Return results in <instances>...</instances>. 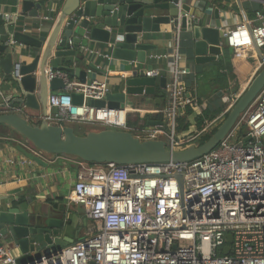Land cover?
<instances>
[{
	"label": "built area",
	"instance_id": "obj_1",
	"mask_svg": "<svg viewBox=\"0 0 264 264\" xmlns=\"http://www.w3.org/2000/svg\"><path fill=\"white\" fill-rule=\"evenodd\" d=\"M256 20L255 25L244 21L228 29L225 44L235 59H252L260 71L264 67V12H256ZM172 24V51L148 57L150 62L165 61L170 75L166 104L153 111L162 115L161 125L130 128L128 108L88 104L112 92L108 82L83 84L57 68L47 70V80L60 79L65 88L49 94L48 113L43 119L57 126L80 124L130 132L142 141L166 138L172 150L197 144L198 136L231 110L242 93L221 92L218 97L226 106L222 116L207 123L202 132L181 137L180 117L188 107L198 109L200 102L189 93L186 83L189 70L180 51L181 18ZM10 44L16 43L11 40ZM69 45L73 47V42ZM89 52L106 62L113 60L110 52ZM21 62L13 68L16 80L22 78ZM162 70L153 68L146 76L159 78ZM126 74L122 71L121 77ZM2 84L0 78L4 112L24 113L12 104L14 96L8 97ZM74 95L82 96L81 104H74ZM32 152L44 157L42 152ZM74 160L79 169L68 201L85 208L95 231L32 264H264V90L218 148L195 161L120 166ZM180 173L183 189L177 178ZM229 235L233 236L232 244L228 243ZM228 246L231 250L224 255ZM16 260L15 250L0 244V264H17Z\"/></svg>",
	"mask_w": 264,
	"mask_h": 264
},
{
	"label": "water",
	"instance_id": "obj_2",
	"mask_svg": "<svg viewBox=\"0 0 264 264\" xmlns=\"http://www.w3.org/2000/svg\"><path fill=\"white\" fill-rule=\"evenodd\" d=\"M33 8L35 9L32 10ZM39 10L41 5L36 6L31 0H25L21 15L37 18ZM213 15L214 22L210 20L208 12H200L188 0H66L49 39L47 36L38 38L28 34L24 21L19 20L17 25L16 20L13 25L6 26L7 34L25 49L18 54L16 47H10L0 39V77L10 79L14 101L25 112H0V125L10 127L31 149L42 152L44 156L62 155L88 164L124 166L187 163L211 153L226 139L264 90V67L247 85L233 108L226 113L227 117L216 133L202 145L194 144L184 149L172 150L163 140L142 141L130 132L100 128L80 136L72 125H52L43 118L48 113L49 94L65 88L60 79L50 82L47 80L46 69L53 57L76 55V50L81 48L84 39L107 46L113 61L123 65L127 74L120 77V84L115 92L109 93L101 101L90 100L88 104L111 109H133L134 98L145 96L151 100L157 95L158 85L166 90L168 82L165 77L146 76L147 71L153 70V65L148 60L149 53L155 50V46L148 42L149 35L161 32L163 25H171L173 20L180 17L184 42L192 50L196 63H212L222 57L226 50V34L222 29L220 10L216 9ZM70 41L73 42V48L69 45ZM46 42L42 58L38 54L30 63L19 58L18 61H22V78L14 79L12 73L16 57L31 56L35 51H40ZM257 51L260 55V50ZM135 63L142 68L132 66ZM145 65L146 68H143ZM58 69L83 84H90L93 76L105 73L95 65H90L87 69ZM73 102L81 104L82 96L74 95ZM28 112L39 114L42 119L31 120ZM36 115H33L34 118H37ZM152 125H161V122H152ZM20 151L29 158L40 161L26 150L20 148ZM177 178L183 189V174H178ZM47 209L41 204L31 205L15 200L0 202V244L15 250L17 264H32L42 257L49 258L79 240L77 235L74 239L63 236L68 228L65 204H60L58 208L47 205ZM228 243H233L232 235L228 236ZM230 250L229 246L226 247L224 255H228Z\"/></svg>",
	"mask_w": 264,
	"mask_h": 264
},
{
	"label": "crops",
	"instance_id": "obj_3",
	"mask_svg": "<svg viewBox=\"0 0 264 264\" xmlns=\"http://www.w3.org/2000/svg\"><path fill=\"white\" fill-rule=\"evenodd\" d=\"M24 1L25 0H20V2L0 0V39L3 40L4 44L10 47H16L18 54L25 48L17 44H10L12 38L8 36L6 26L13 25L16 20L17 22L15 24L17 25L19 24V20L21 22L24 21L26 26L25 30H27L26 32L28 34L38 38L47 36V39H49L52 29L66 2V0H31L36 6L41 5V10H39L40 15L37 18H30L28 15L24 17L21 15ZM188 3L192 6H197L200 12H208L212 22L215 21L213 15L214 11L219 9L224 32L228 29L235 28L236 25L244 21H248L252 25L257 24L256 12H264V0H231L230 2L223 0L225 9L211 3L209 0H188ZM34 9L35 8L32 10ZM47 18H49V20H47ZM172 30V24L163 25L161 32L149 35V44L155 46V50L149 53V55L166 54L172 51L174 44ZM46 45L47 42L40 51H35L31 56L28 55L23 57L18 55L19 57H16L14 65L19 62L18 60H20V57L23 61L28 63L32 62L33 58L38 54L42 58ZM89 50L96 52L100 51L102 53L110 52L107 46L84 39L81 48L76 50V55L53 57L48 64L46 72L49 68L81 67L87 69L90 65H95L103 69L105 73L93 76L92 80L108 82L112 92H115L120 84L121 72L126 71L124 66L113 60L111 62H106L100 57L91 54ZM180 51L184 58L183 65L189 70V75L186 77L189 93L199 98L198 90L203 91L200 96L202 101L200 102V107L198 109L193 108V113L188 117V122L190 123L189 130L183 131L184 133L180 135L185 138L198 130L197 118L202 116L208 107L212 106L213 100L216 99L221 92H225L226 89L221 92L219 91V94L217 93L218 95L215 93L217 90H220V82L217 83L219 81L218 74H228L227 67L230 65L234 66L235 62L233 63V61L237 59L234 58L233 51L230 50L231 62H229V58L227 59L226 53H224L222 57H218L217 60L212 63L197 64L192 50L189 49L188 45L184 42L183 34L180 43ZM149 64L153 65L154 69H163L159 78L165 77L169 80L170 75L166 68L167 64L165 61H149ZM217 64H223V68L216 71L215 68ZM132 66L135 67V65ZM146 66L147 65L143 68H146ZM140 68H142L141 65ZM257 73L258 67L254 65L252 72L241 86L249 84ZM37 75L39 76L40 74ZM1 81L3 82L1 87L6 95L8 97L15 96L10 84V79L5 77L1 78ZM234 87L235 82H231L228 90ZM159 91H164L166 95L165 90L158 85L156 94H158ZM133 102L135 103L134 108H128L129 111L127 112V123L130 128H149L154 126L152 122H160V120L158 121L156 118L160 114L153 113V111H158L156 105L162 103V100L158 98L157 95L151 100H148L145 96L141 98L136 97L133 99ZM12 104H14V106H19L18 103L16 104L13 101ZM4 110V102L3 99L0 98V111L4 112ZM27 114L36 115V113L31 112ZM35 120L37 121L38 119L35 118ZM75 125L72 126L75 127L80 136H85L99 129L92 125ZM20 148L26 150L29 154H33L30 145L22 138H16L12 136V134L7 135L0 133V202L15 200L20 203L28 202L31 205L41 204L46 210H48L47 205L58 208L60 204H65L67 207L66 221L68 222V228L63 233V236L74 239L77 235L79 240H81L86 236L92 235L95 231V227L89 220L85 222V219H87L85 208L80 205L71 204L68 201V196L73 190L79 169L74 158L62 155H46L39 158L33 154L40 160L36 161L22 153Z\"/></svg>",
	"mask_w": 264,
	"mask_h": 264
},
{
	"label": "trees",
	"instance_id": "obj_4",
	"mask_svg": "<svg viewBox=\"0 0 264 264\" xmlns=\"http://www.w3.org/2000/svg\"><path fill=\"white\" fill-rule=\"evenodd\" d=\"M209 1L211 3L219 6L220 8L225 9V6L223 5V0H209ZM225 46H226V44H225ZM230 50L231 49L228 46H226L225 53H226L227 59L229 58V62H231ZM233 63L235 64L234 66L230 65L227 67L228 68L227 69L228 74L226 73L227 75L226 74H218L219 81L217 83L220 82L219 83L220 90H217L215 92L216 94L217 93L219 94V91L221 92L224 89H226L225 92L227 94H235L239 90V88L241 87V84H243L245 82V80L247 79L249 74L252 72L254 65H255V62L252 59L235 60V61H233ZM218 65H219V67H218ZM220 68H223V64H217L215 69H216V71H218V69H220ZM231 82H235V87L228 90ZM165 93H166V95L164 94V91H159L157 94V97L162 100L161 104L156 105L157 110H162L166 104V101H167L166 90H165ZM202 93H203L202 90H198L199 98L198 97L197 98H198L199 102H202L201 98H200ZM15 103L17 104L18 102H15ZM225 107L226 106L222 103L221 99L217 96L216 99L213 100L212 106L208 107L204 111L202 116L197 118L198 131L202 132L205 129V127L207 126V123L213 122L214 120H216L217 118L222 116V114L225 112ZM193 111L194 110L192 107H188L186 109V112L180 117L179 128H178L179 134H182L185 131L189 130L190 123L188 122V117H189V115H191L193 113ZM226 117H227V114H225L222 118H220L217 122H215L207 131L201 133L195 141L197 143V145H202L205 142H207L216 133L217 129L224 122ZM156 118L158 119V121L160 120L161 123L163 122V117L161 115L157 116ZM5 127L8 129H11L10 127H8L6 125H0V133L2 131L1 129H3ZM4 132H6V131H4ZM8 134H10V132Z\"/></svg>",
	"mask_w": 264,
	"mask_h": 264
},
{
	"label": "rangeland",
	"instance_id": "obj_5",
	"mask_svg": "<svg viewBox=\"0 0 264 264\" xmlns=\"http://www.w3.org/2000/svg\"><path fill=\"white\" fill-rule=\"evenodd\" d=\"M247 85L248 84H246V85H244V86H241L240 88H239V90L236 92V94L235 95H240L241 93H243L244 92V90L247 88ZM138 98H141V97H138ZM143 99V98H142ZM0 112H3V111H0ZM40 116L41 115H39V114H37L36 115V117H37V119H39L40 118ZM29 118L31 119V120H34V121H36L35 120V118H34V116L33 115H29ZM76 126V125H75ZM94 130H97L98 129V127H97V129L96 128H93ZM2 131H1V134H8L9 132H10V134H12L14 137H18V138H21V136L20 135H18V134H16L13 130H11V129H8V128H3V129H1ZM4 131H6V132H4ZM77 133H78V131H76ZM79 134V133H78ZM163 141H165V142H167V139L166 138H163ZM31 147V146H30Z\"/></svg>",
	"mask_w": 264,
	"mask_h": 264
}]
</instances>
